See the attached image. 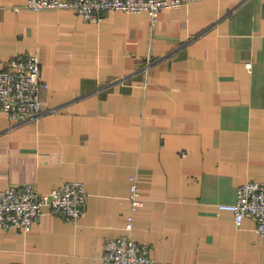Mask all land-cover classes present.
<instances>
[{
    "label": "crops",
    "instance_id": "0c3cea01",
    "mask_svg": "<svg viewBox=\"0 0 264 264\" xmlns=\"http://www.w3.org/2000/svg\"><path fill=\"white\" fill-rule=\"evenodd\" d=\"M25 1L0 0V70L36 55L48 88L39 116L0 115V190L80 182L86 212L74 224L44 208L27 232L0 227V264H101L125 235L153 264H264L255 222L220 208L264 181V0H190L154 24Z\"/></svg>",
    "mask_w": 264,
    "mask_h": 264
},
{
    "label": "built area",
    "instance_id": "2783aa9c",
    "mask_svg": "<svg viewBox=\"0 0 264 264\" xmlns=\"http://www.w3.org/2000/svg\"><path fill=\"white\" fill-rule=\"evenodd\" d=\"M190 0H26L21 8L38 13L45 9H73L83 19L99 22L110 10L124 13L147 12L154 24L158 14ZM19 11L20 7L15 6ZM247 68L250 63L246 64ZM48 88L41 79L40 62L36 55L19 54L9 60L7 68L0 70V115L13 122H23L39 116L42 110L41 95ZM129 201L133 211L141 206L137 186L130 188ZM77 223L86 212V193L82 183L65 182L47 194L39 193L32 185L10 186L0 190V227L27 232L44 215ZM230 211L236 226L245 217L255 222V231L264 236V181H248L239 186L237 199L232 204H221ZM132 230V216L125 225ZM101 264H153L149 246L133 240L130 235L109 240L104 245Z\"/></svg>",
    "mask_w": 264,
    "mask_h": 264
}]
</instances>
